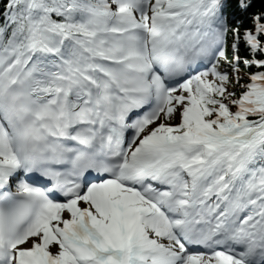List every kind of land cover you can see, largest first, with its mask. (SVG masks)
<instances>
[{
  "label": "rangeland",
  "instance_id": "obj_1",
  "mask_svg": "<svg viewBox=\"0 0 264 264\" xmlns=\"http://www.w3.org/2000/svg\"><path fill=\"white\" fill-rule=\"evenodd\" d=\"M189 2H185L183 6H187ZM158 3L156 0H151L150 4L146 7V12L150 11L151 15V8H153ZM112 10V9H111ZM104 17L107 26L109 25V19L113 17H123V13H101ZM212 12L209 15V19H212ZM178 20L177 17H174L173 21ZM177 27L184 28V24L177 23ZM110 28H114L113 24L110 26ZM207 27H204L203 32H207ZM260 30V26L256 25L253 26L251 29L248 40L250 42L253 41L255 34ZM103 43L98 46L96 50L91 49H83L80 46L71 48V45L73 43V39L69 38L65 41L63 46V52L60 54H55L58 58L61 57H67L66 59H57L58 61H55L52 57L49 55H44L48 60L52 61L54 64H57L61 66L63 73L66 75L74 74L77 75L79 79L83 80L87 86H90L92 82L94 81V78L92 75H90L91 70V63L94 62L95 67L99 68V64L97 63L98 60L101 62H105L107 64L116 62L119 60L120 56L116 54L118 51H126L128 48L126 47V44H124L122 38L118 37L115 33L106 31L103 34ZM54 56V55H52ZM55 58V57H54ZM38 60V59H37ZM64 61L66 62L64 66ZM34 61H26V62H20L17 67H6L0 72V88L4 87L10 80V76H13L17 71L23 72L22 77L20 81L22 82L23 78L27 74V69L29 66L33 65ZM44 65H47V63H43ZM209 63L205 64L203 67H206ZM82 68H85L83 70ZM99 70L103 71V69L99 68ZM110 70L113 71L114 74H118V69L115 68H108L106 72H110ZM222 69H219V72H221ZM104 72V73H106ZM10 75V76H9ZM107 75V73H106ZM206 76L207 78H211L212 74L210 72H206L203 75H201L200 78H198L197 81V88L205 89L202 76ZM9 76V78L6 79V77ZM104 78V77H103ZM204 78V77H203ZM249 79V78H248ZM217 80V79H216ZM214 85L216 86V90H219L220 85L217 81L214 82ZM247 87L249 88V85L247 84ZM24 91L28 90L27 87L23 88ZM184 87H175L170 90V94L167 97V101L162 107L161 111L159 113H156L151 120H149L148 125L145 127L150 128L147 132H143L142 138L149 139L152 137H157V140H161L160 137L164 136H172V135H182L183 133L187 131H191L194 135V140L192 143L185 147V152L191 153L195 147L201 146V136H202V130L204 128H208L211 130V133L221 136L224 132V129L230 128L233 125L234 120L237 122L238 120V106L240 103L237 104L234 102H231L229 100H226L224 103L225 110H223L220 105L216 104L213 108L212 112L213 115L210 117H204L200 110L197 107L191 106L189 103H187V99L185 98L186 94L183 91ZM192 91L188 90L187 94L190 96ZM185 95V96H184ZM212 95V92L211 94ZM228 96V95H226ZM190 100V98H189ZM190 116V119L187 117ZM188 118V120L186 119ZM186 119L187 121H184ZM234 122V123H235ZM176 126L179 128V131H172L171 127ZM0 136L3 138V142L5 143L6 139L1 131V125H0ZM160 136V137H159ZM219 140V138L217 139ZM6 145V143H5ZM7 150H3L2 154H6ZM225 161L228 160L225 158ZM258 164L259 167L262 169L261 176L264 175V155L260 153L257 155V158H254V161L251 163V167ZM224 178L227 176H230L228 179L230 181H233V175L229 173V169L226 170V172L223 174ZM227 188V187H226ZM235 188L239 189L241 186H236ZM255 190H248L245 192V194H250ZM91 193H94V196H83L78 201H75L71 204V206H77L80 203L83 204V206L86 208V210L89 211V213L92 215L95 220H102L104 221L105 228L110 230V237L108 240L114 244L115 246H119V244L122 243V241L126 238H132L134 242L136 241L137 245H141V248L143 247L145 250H147L148 253L153 254L154 251H152V246H150L145 238L147 233L141 232L139 228L135 227L133 225V222L130 220V214L127 213L126 215H121L118 211H115L111 208V205L113 202H120L123 200V193L121 190H119L117 193H114L110 195L107 199L96 200L98 196H102L103 190L102 188L96 191H91ZM97 195V197H96ZM233 197L235 203L238 201H241L243 198H241V193H236V191L233 192ZM245 197V196H244ZM95 202H93V200ZM187 202V200H186ZM218 202V201H216ZM216 204V203H215ZM68 206V204H61V206L48 213L47 219L43 220L35 229L34 231L25 237L20 244V248H30L34 246L35 244L40 245V237L43 236V234H46L48 237V240L54 245L56 244L59 247V252L54 253V257L50 258H60V255L63 254V250L61 249L60 243H59V237L60 235L55 232V234L52 232V228L54 226V223L56 220H61V215L64 211V209ZM108 212V213H107ZM107 215V216H106ZM228 212H225V219L228 220ZM166 235L163 236L161 234H156V240L164 243L169 247L170 251L172 253H178L180 252V248L176 246L177 241L174 240V236L172 234V231L170 229H165ZM138 249L139 253H143L142 251ZM64 255V254H63ZM184 259L186 261L185 264H218L217 258L209 255H205L203 253L199 254H190L185 255ZM145 264H148L146 261H144ZM57 264H61L60 262ZM219 264H227L225 262H221Z\"/></svg>",
  "mask_w": 264,
  "mask_h": 264
},
{
  "label": "trees",
  "instance_id": "obj_2",
  "mask_svg": "<svg viewBox=\"0 0 264 264\" xmlns=\"http://www.w3.org/2000/svg\"><path fill=\"white\" fill-rule=\"evenodd\" d=\"M31 1L0 0V49L12 46L15 52H27L24 46L31 40ZM41 1L43 5L36 6V16L43 40L49 47H60V38L50 21L56 22L65 35L72 37L76 43H85L89 33L88 20L95 16L94 6L100 4L99 0H71V4L70 0ZM207 5L208 10L212 9L215 14L213 25L225 29L226 39L224 49L211 67L212 78L205 81L213 96L195 89L200 97L202 114L209 117L216 104L226 109V100L236 102L243 99L253 103L255 109L242 114L264 120V85L251 89L247 87L248 78L254 70L260 69L264 74V0H210ZM204 16L200 14L197 24L204 21ZM255 25H260L261 30L250 42L248 32ZM219 69H222L221 72H218ZM214 74L220 83L218 91H215ZM263 145L260 148H264ZM113 191L114 186L108 187L105 194ZM163 227L159 224L156 229L149 226L148 230L164 235L166 231Z\"/></svg>",
  "mask_w": 264,
  "mask_h": 264
},
{
  "label": "bare ground",
  "instance_id": "obj_3",
  "mask_svg": "<svg viewBox=\"0 0 264 264\" xmlns=\"http://www.w3.org/2000/svg\"><path fill=\"white\" fill-rule=\"evenodd\" d=\"M39 60H40L39 62H38V60H36L35 62H37L38 65L40 64V67L42 69L38 70V71L35 70L34 78H33L34 81H36L37 83H35L34 81L31 83V86H35V88L33 91H30V92H28V94L25 95L26 100L23 103L28 102L27 101L28 97H30L32 101H36L38 103H45L47 100H49L50 95L48 94L49 93L48 87H50L52 85L53 79L54 80L58 79V81H59L58 86H61V87L65 88L66 90L73 89V85H71V83L69 81H62L59 79L60 78L59 75H61L62 72L57 70V67H55V65H53V69H51L50 65H44L42 63V58H39ZM44 61L51 63V61H49V60H44ZM34 64H33V66H34ZM79 83H80V81H79ZM73 94H74V98L68 102V105L70 108H72L74 103L80 99L79 94L77 92V88L73 89ZM51 96H53V94H51ZM187 117L190 119V116H187ZM187 117H186V119L188 120ZM186 119H184V121H187ZM235 121L236 120H234V122ZM234 122H233V124H234ZM178 141H179L178 139H176L174 137H170L168 140L164 141V144H175ZM229 177L230 176H228L227 178H229ZM79 199H80V197L78 198V200ZM73 202L74 201L69 202L68 206L64 209V211L61 215V220L55 221L54 226H53V232L60 233L61 235L63 233H67L69 231L70 227H79L82 219H86L90 223L91 227H93V225L95 223H97L95 221V219L90 216L91 214L89 213L88 210H86V208L83 206L82 203H80L77 206H71V204ZM119 206L123 207L122 202H119ZM40 243L41 244L39 246L41 248L45 249L49 255H54V253H58L60 251L59 247L56 244L53 245L48 240V237L46 236V234H43V236L40 237ZM24 248H27V247H24ZM63 254H61L60 258H59L60 261H62V262L66 258L65 252H63ZM48 258H49V256H48Z\"/></svg>",
  "mask_w": 264,
  "mask_h": 264
}]
</instances>
